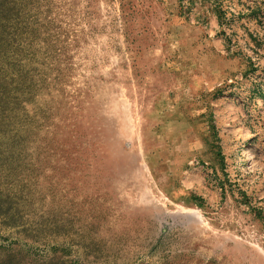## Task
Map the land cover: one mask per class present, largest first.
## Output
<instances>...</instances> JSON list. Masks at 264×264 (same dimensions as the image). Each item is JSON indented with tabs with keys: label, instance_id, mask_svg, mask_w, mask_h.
Listing matches in <instances>:
<instances>
[{
	"label": "rangeland",
	"instance_id": "1",
	"mask_svg": "<svg viewBox=\"0 0 264 264\" xmlns=\"http://www.w3.org/2000/svg\"><path fill=\"white\" fill-rule=\"evenodd\" d=\"M16 2L0 264H264V0Z\"/></svg>",
	"mask_w": 264,
	"mask_h": 264
},
{
	"label": "trees",
	"instance_id": "2",
	"mask_svg": "<svg viewBox=\"0 0 264 264\" xmlns=\"http://www.w3.org/2000/svg\"><path fill=\"white\" fill-rule=\"evenodd\" d=\"M17 0H0V60L4 58L7 54H10L11 59L13 60V63L15 65L18 64L19 59L17 49L20 44V38L22 32L17 29L16 24L21 21V12L20 8L17 6ZM27 5L28 3L31 6L39 7V0H26ZM17 4V5H16ZM50 2L47 4V8H50ZM9 9L13 10V12L9 13ZM12 21H15L13 23ZM16 44L15 50L13 49H6L7 46H13ZM22 46V43H21ZM12 73V74H11ZM9 73V76L11 74L10 79L12 81H16L17 79H14L13 76H20L19 69H17L16 73L11 72ZM4 79V78H3ZM6 94L5 90H2V95Z\"/></svg>",
	"mask_w": 264,
	"mask_h": 264
},
{
	"label": "bare ground",
	"instance_id": "3",
	"mask_svg": "<svg viewBox=\"0 0 264 264\" xmlns=\"http://www.w3.org/2000/svg\"><path fill=\"white\" fill-rule=\"evenodd\" d=\"M230 110V108L228 109V111Z\"/></svg>",
	"mask_w": 264,
	"mask_h": 264
}]
</instances>
